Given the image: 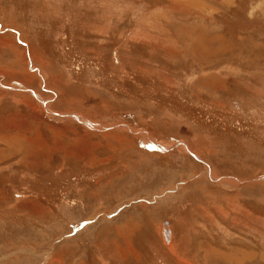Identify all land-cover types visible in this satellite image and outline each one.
<instances>
[{"label": "rangeland", "instance_id": "374dc122", "mask_svg": "<svg viewBox=\"0 0 264 264\" xmlns=\"http://www.w3.org/2000/svg\"><path fill=\"white\" fill-rule=\"evenodd\" d=\"M0 264H264V0H0Z\"/></svg>", "mask_w": 264, "mask_h": 264}, {"label": "bare ground", "instance_id": "6f19581e", "mask_svg": "<svg viewBox=\"0 0 264 264\" xmlns=\"http://www.w3.org/2000/svg\"><path fill=\"white\" fill-rule=\"evenodd\" d=\"M167 225V224H166ZM165 236L167 239H170V231L166 228L165 232H164ZM166 239L167 242H169L168 240Z\"/></svg>", "mask_w": 264, "mask_h": 264}]
</instances>
